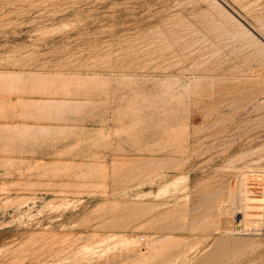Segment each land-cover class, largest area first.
<instances>
[{
    "label": "rangeland",
    "instance_id": "rangeland-1",
    "mask_svg": "<svg viewBox=\"0 0 264 264\" xmlns=\"http://www.w3.org/2000/svg\"><path fill=\"white\" fill-rule=\"evenodd\" d=\"M0 264H264V0H0Z\"/></svg>",
    "mask_w": 264,
    "mask_h": 264
},
{
    "label": "bare ground",
    "instance_id": "bare-ground-1",
    "mask_svg": "<svg viewBox=\"0 0 264 264\" xmlns=\"http://www.w3.org/2000/svg\"><path fill=\"white\" fill-rule=\"evenodd\" d=\"M244 190V189H243ZM247 199V198H246ZM246 205V204H245ZM242 207V206H241ZM247 207V206H246ZM247 210H248V208H247ZM241 212V211H240ZM243 213V212H242ZM245 215V217H246V213L244 214ZM228 216V215H227ZM245 217H243V218H245ZM222 218V217H221ZM226 218V217H225ZM235 218V217H234ZM226 219H228V218H226ZM246 220V219H245ZM223 222V221H222ZM233 222H234V220H233ZM242 224L243 223H241L239 220H236L235 222H234V224H233V230H234V232H235V229H236V231H238L239 229H242ZM262 224V223H261ZM232 228V227H231Z\"/></svg>",
    "mask_w": 264,
    "mask_h": 264
}]
</instances>
